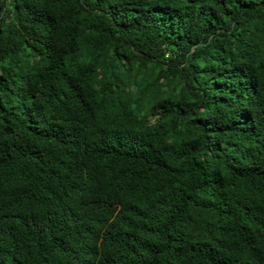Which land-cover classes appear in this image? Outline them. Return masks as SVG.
I'll use <instances>...</instances> for the list:
<instances>
[{
	"label": "trees",
	"instance_id": "obj_1",
	"mask_svg": "<svg viewBox=\"0 0 264 264\" xmlns=\"http://www.w3.org/2000/svg\"><path fill=\"white\" fill-rule=\"evenodd\" d=\"M0 264H264V0H0Z\"/></svg>",
	"mask_w": 264,
	"mask_h": 264
}]
</instances>
